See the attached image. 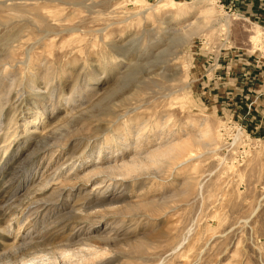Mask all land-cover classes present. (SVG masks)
<instances>
[{"label":"rangeland","instance_id":"1","mask_svg":"<svg viewBox=\"0 0 264 264\" xmlns=\"http://www.w3.org/2000/svg\"><path fill=\"white\" fill-rule=\"evenodd\" d=\"M196 1L0 0V264H264V0Z\"/></svg>","mask_w":264,"mask_h":264},{"label":"bare ground","instance_id":"2","mask_svg":"<svg viewBox=\"0 0 264 264\" xmlns=\"http://www.w3.org/2000/svg\"><path fill=\"white\" fill-rule=\"evenodd\" d=\"M169 2V1H168ZM201 2H203V0H199V1H196V2H194V5H192V9H195L196 7H199V6H202V5H200L201 4ZM211 2V1H210ZM213 3V2H212ZM169 4H170V2H169ZM208 4H210V3H208ZM207 5V4H206ZM203 8V7H202ZM201 12H204L203 13V15L201 16V17H199V18H197L196 19V22L194 21V22H192L191 23V27L190 28H188V29H186L187 31L186 32H182L180 35H175L176 37H174L173 38V40H174V42H172L174 45H175V47L176 46H179V45H181V46H183V45H185V44H187L190 40H191V37L193 36V35H195V34H200V33H202V31L204 30V29H206V28H208V27H212V24H207L208 23V19L212 16V14H213V12H214V10H213V7L211 6V7H209V8H204L203 9V11H201ZM214 16V15H213ZM226 19V18H225ZM225 21H227V20H225ZM52 22V21H51ZM218 22H220L219 20H218ZM196 23V24H195ZM224 26H225V28H227V22L226 23H224L223 24ZM185 30V29H184ZM71 31V30H70ZM179 31H180V29H179ZM181 32V31H180ZM177 33H178V31H177ZM46 34V33H45ZM179 34V33H178ZM173 35V36H174ZM255 37V36H254ZM253 37V38H254ZM18 38H20V37H18ZM25 38V37H24ZM21 39V38H20ZM172 39V38H171ZM22 40V39H21ZM25 39H23L22 41H24ZM21 42V41H20ZM22 43H25V42H22ZM26 44V43H25ZM31 44V43H30ZM31 46V45H30ZM25 50V49H24ZM29 50V49H28ZM26 51V50H25ZM30 52V51H29ZM27 53H28V51H27ZM31 53V52H30ZM30 58V57H29ZM26 59H28V58H26ZM25 59V60H26ZM29 60V59H28ZM23 62H25V61H23ZM22 62V63H23ZM8 63V62H7ZM43 64V63H42ZM7 67V66H6ZM11 66H9V68H10ZM35 69V68H34ZM34 73V72H33ZM34 78V77H33ZM36 80V79H35ZM2 108H3V106H1ZM140 107V106H139ZM124 116V115H123ZM50 136V135H49ZM44 137V145H50L49 143V140H48V136H43ZM121 137V136H120ZM123 138V137H122ZM42 139V138H41ZM50 139V138H49ZM43 145V144H42ZM41 145V146H42ZM43 145V146H44ZM181 146V145H180ZM182 147V146H181ZM42 148V147H41ZM174 148H176V147H174ZM173 148L172 147H165V148H163V149H161V153H163L164 155H165V153H169L171 150H172ZM177 149V148H176ZM174 152V149L170 152V154L171 153H173ZM158 154V153H157ZM170 156V155H169ZM167 157V156H166ZM193 157H195V153H193L192 151L191 152H189L188 153V156H187V158H185L187 161L188 160H190V159H192ZM134 167H137L136 165H133V167L132 168H134ZM126 171H130V169H127ZM200 188H202V185H200ZM100 204V203H99ZM189 231H190V229H189ZM184 240H185V238H184ZM183 240V241H184ZM180 245H182V244H180Z\"/></svg>","mask_w":264,"mask_h":264},{"label":"crops","instance_id":"3","mask_svg":"<svg viewBox=\"0 0 264 264\" xmlns=\"http://www.w3.org/2000/svg\"><path fill=\"white\" fill-rule=\"evenodd\" d=\"M258 1V0H257ZM253 2H255V1H253Z\"/></svg>","mask_w":264,"mask_h":264}]
</instances>
